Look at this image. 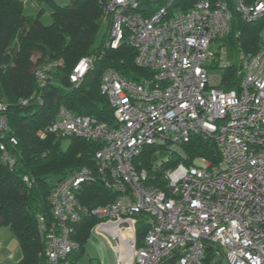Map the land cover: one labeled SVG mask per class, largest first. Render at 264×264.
I'll return each instance as SVG.
<instances>
[{
  "label": "built area",
  "instance_id": "2783aa9c",
  "mask_svg": "<svg viewBox=\"0 0 264 264\" xmlns=\"http://www.w3.org/2000/svg\"><path fill=\"white\" fill-rule=\"evenodd\" d=\"M147 1L161 4L132 8ZM179 2L104 0V18L112 23L106 44L116 48L127 37L136 50V64L152 73L133 80L113 68L103 72L100 87L114 110L112 125L76 115L65 106L49 125L48 131L59 137L102 142L95 168L82 167L57 182L51 196L53 220L39 214L50 264H80L81 246L73 235L88 213L99 219L95 230L117 240L115 264H203L209 242L220 247L224 264H264V35L256 53L240 57L239 86L226 89L220 68L230 61L222 45L232 31L229 3ZM235 7L247 20L264 16V0L251 5L235 0ZM97 57H82L70 81L79 83ZM59 63L36 68L42 85ZM6 111L7 104L0 101V150L2 160L13 168L17 156L8 143L18 140L12 136L4 141L9 129ZM194 135L216 141L219 161L196 157L167 169L162 174L165 188L148 183V171L136 164L144 146L180 151ZM97 179L117 196L107 204L84 205L78 192L84 182ZM24 180L28 186L34 181L28 174ZM140 213L146 214L148 229L143 245L137 246Z\"/></svg>",
  "mask_w": 264,
  "mask_h": 264
},
{
  "label": "trees",
  "instance_id": "16d2710c",
  "mask_svg": "<svg viewBox=\"0 0 264 264\" xmlns=\"http://www.w3.org/2000/svg\"><path fill=\"white\" fill-rule=\"evenodd\" d=\"M47 1L53 3V22L48 25L42 23L39 15L26 14L23 0H0V101L7 104L9 126L4 141L8 142L12 136L18 140L15 145L8 143L9 150L17 156L13 168L2 160L0 150V226H8L21 246L23 254L17 264H50L39 231V214L44 213L48 220H53L51 196L57 182L82 167L95 168L98 163L95 153L102 145L99 139L76 135L59 137L48 131L59 108L65 106L76 115H90L112 125L114 110L100 87L103 72L113 68L133 80L152 73L136 64V50L127 37L116 48L106 44L112 25L110 19L106 21L100 44L95 46L105 21L104 0H71L63 5ZM179 1L178 5L183 1L194 2ZM225 1L232 11V31L224 40L246 55L256 53L263 42L264 16L247 20L236 9L235 0ZM257 1L244 0L248 5ZM35 53H40L37 63L63 60L47 72L44 85L33 71ZM93 53L98 54L94 65L79 83H72L69 75L74 66L81 57ZM222 75L224 88H237L243 75L241 61L230 60L223 66ZM24 99H29L28 103H23ZM40 131L44 132L43 136L39 135ZM64 138L69 139L66 147ZM157 149L162 153L156 154ZM180 149L147 144L136 164L141 168L145 164L162 163L161 167L167 168L180 162L192 163L196 157L207 158L211 163L220 159L213 138L194 135ZM165 151L168 159L156 161ZM148 170L147 182L165 188L162 172L157 168ZM26 174L33 177L32 186L24 180ZM117 193L97 179L84 182L78 198L84 205L95 206L114 200ZM137 217V246H141L148 229L147 216L140 213ZM98 222L94 215H82L73 235L81 246L78 257L85 252V244ZM220 250L218 245L209 242L203 264H224Z\"/></svg>",
  "mask_w": 264,
  "mask_h": 264
},
{
  "label": "rangeland",
  "instance_id": "374dc122",
  "mask_svg": "<svg viewBox=\"0 0 264 264\" xmlns=\"http://www.w3.org/2000/svg\"><path fill=\"white\" fill-rule=\"evenodd\" d=\"M52 1L60 5L71 2V0H52ZM52 10H53V3L47 0H26L24 2L25 13L28 15H35V16L39 15V18L42 21V23L46 25L51 24L53 22ZM104 19L105 21L102 24L101 30L95 40V46H98L100 44L103 33L106 29V23L109 21L108 18L107 19L104 18ZM262 33L264 34V31ZM224 37L222 38V45L226 46L228 60L230 59V60H234V62H239L240 57L246 54L238 51V49L236 48L231 47L224 40ZM218 45L219 43L217 42L216 44L212 45V47L216 48ZM39 55L40 53H35L34 57H32V60L35 63L33 67V71H35L36 68L42 65L43 63V62L37 63V60L40 58ZM57 62L58 63L60 62L62 64L63 60L60 59ZM220 70L223 71V67L220 68ZM68 141H69L68 138H64L63 141L64 147L68 145ZM166 152L167 151H165V153H163L164 155L158 158L156 161L161 160L163 157H165V159L166 158L168 159V156H166L167 155ZM158 153L161 154L162 152L157 149L156 154ZM154 164L155 163L149 165L146 164L141 165L140 170L146 169L147 171H149L148 169L150 168L153 169ZM161 166L162 163H159V166L157 168V170H160V172H162L161 174L165 173L167 169L172 167L169 166L167 168H162ZM54 181L55 182L57 181L56 177L54 178ZM116 243L117 240L112 235L105 232H99L98 230H95L93 227L91 236L89 237L87 243L85 244V252L80 253V257H79L80 264H115L117 260V255L115 250ZM0 244L2 246L0 250V264L1 262H4L5 264H17L19 260L18 258L21 255L22 250L17 239L12 234L10 228L6 225L0 226Z\"/></svg>",
  "mask_w": 264,
  "mask_h": 264
},
{
  "label": "bare ground",
  "instance_id": "6f19581e",
  "mask_svg": "<svg viewBox=\"0 0 264 264\" xmlns=\"http://www.w3.org/2000/svg\"><path fill=\"white\" fill-rule=\"evenodd\" d=\"M175 1L178 2L179 0H175ZM147 2H148V5L147 4H144V2H143L139 6L132 7V8L133 9H141L142 7L147 8V7H150L151 6V4H149V3H152L156 7L161 4L160 1H147Z\"/></svg>",
  "mask_w": 264,
  "mask_h": 264
},
{
  "label": "crops",
  "instance_id": "0c3cea01",
  "mask_svg": "<svg viewBox=\"0 0 264 264\" xmlns=\"http://www.w3.org/2000/svg\"><path fill=\"white\" fill-rule=\"evenodd\" d=\"M10 230H11V229H10ZM11 232H12V231H11ZM12 234H13V232H12ZM1 247H2V246H1V244H0V250H1ZM20 247H21V246H20ZM21 250H22V249H21ZM22 254H23V253H21V255L19 256V258H18L19 260L21 259ZM19 260H18V261H19ZM1 264H5V263H4V262H1Z\"/></svg>",
  "mask_w": 264,
  "mask_h": 264
},
{
  "label": "water",
  "instance_id": "95a60500",
  "mask_svg": "<svg viewBox=\"0 0 264 264\" xmlns=\"http://www.w3.org/2000/svg\"><path fill=\"white\" fill-rule=\"evenodd\" d=\"M241 68H242V66H241Z\"/></svg>",
  "mask_w": 264,
  "mask_h": 264
}]
</instances>
